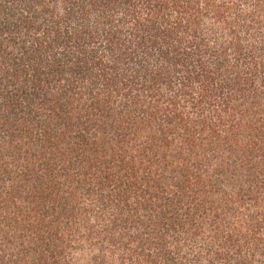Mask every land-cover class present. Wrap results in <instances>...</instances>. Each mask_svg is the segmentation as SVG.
<instances>
[{
	"label": "trees",
	"instance_id": "16d2710c",
	"mask_svg": "<svg viewBox=\"0 0 264 264\" xmlns=\"http://www.w3.org/2000/svg\"><path fill=\"white\" fill-rule=\"evenodd\" d=\"M0 264H264V0H0Z\"/></svg>",
	"mask_w": 264,
	"mask_h": 264
}]
</instances>
